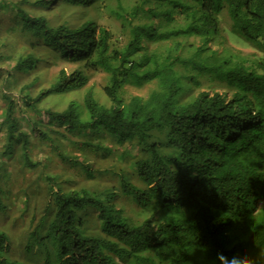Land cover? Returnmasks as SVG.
<instances>
[{"label":"trees","instance_id":"1","mask_svg":"<svg viewBox=\"0 0 264 264\" xmlns=\"http://www.w3.org/2000/svg\"><path fill=\"white\" fill-rule=\"evenodd\" d=\"M106 1L35 0L38 15L0 2V8L11 7L13 18L0 26L7 145L20 144L24 164L35 166L27 155L29 134L15 115L21 102L62 128L61 136L77 134L104 157L128 160L137 181L120 173L115 185L97 180L95 188L65 189L47 177L48 205L25 254L56 264L69 252L53 245L90 254L91 235H104L111 248L103 264H111L108 257L119 264H205L204 253L217 248L262 254L254 264H264V0H130L112 13L120 34L96 20ZM224 10L231 35L253 54L210 46ZM10 55L13 65L3 66ZM54 64L58 71L43 81V70ZM66 64L77 66L68 71ZM86 70L105 74L100 91L106 101L88 87L64 110L43 106L50 96L84 88ZM129 81L150 85L136 96L159 94L147 103L129 99L132 94L122 91ZM18 83L15 96L11 89ZM31 134L53 141L36 125ZM100 138L118 146L111 150ZM67 161L96 178L88 163ZM123 202L133 204L139 217L127 214ZM85 223L90 236L80 234ZM5 247L0 240V252ZM7 252L2 264L12 259Z\"/></svg>","mask_w":264,"mask_h":264},{"label":"rangeland","instance_id":"2","mask_svg":"<svg viewBox=\"0 0 264 264\" xmlns=\"http://www.w3.org/2000/svg\"><path fill=\"white\" fill-rule=\"evenodd\" d=\"M1 1L3 0H0V2ZM6 1L8 3L12 2L14 5L18 4L24 9H27L30 14H39V9L34 5L35 0ZM129 2L130 0H107V7L103 9V14L101 16H98L97 13L96 20L98 23L107 25L113 33L120 34V22L112 13L113 10L117 11L119 7H126ZM11 10L9 6L0 8V26L8 25L13 21ZM57 12L60 14V9H56L55 13ZM53 15L54 14L51 13L49 17H53ZM83 15L86 17L87 13L84 12ZM61 18L62 17L59 15V19ZM220 20V35L210 43V46L219 51L228 49L233 53L238 52L240 55L253 54L254 50L249 45L240 42L239 39L231 35L229 27L230 21L226 10L221 14ZM189 41L197 43L199 39L191 37ZM15 43L17 44V41ZM6 61L7 63L2 65L11 67L14 63V58L10 55ZM76 66V64H66L65 68L71 71ZM59 67V64H54L50 68L47 67L48 69L43 70L44 76H42L41 79H43V81L51 80ZM86 75H88V77L84 88L80 90H71L58 96H50L47 98V101L44 99L45 101L42 102L43 106H48L53 110H64L70 101L80 100L85 88L88 87L93 89L95 97L101 102L106 101L100 91V87L106 78L105 74L101 71L94 73H89L87 71ZM15 77H19L18 74H15ZM5 79L6 75L2 72L0 76V200L3 209H0V215L11 213L12 219L18 222L17 233L19 236L27 235V238H29L31 231L41 224L42 216L45 213L50 197L47 177L54 178L55 182L59 183V185L65 189L78 188L81 186L95 188L97 186V180L107 181L115 185L120 180V173L130 176L134 183L137 182L133 167L128 163V160H120L118 156L112 154L104 157L102 154L103 152L94 150L95 147L93 145H82L81 141L84 140V138L77 134L61 136L63 132L62 128L48 122L46 119L38 118V116L33 114L23 103L18 102L19 104L15 107V115L19 120V126L29 134L27 155L29 160L35 164L33 167L26 166L22 157L20 144L13 143L7 145L6 127L2 122L5 112V102L2 99V90H4L3 83ZM27 79H31V75L27 78H20V81L24 82ZM20 86L21 83H18L16 87L11 89L13 95L16 96L18 94ZM149 88L150 85L140 90L128 88L125 90L128 96L137 93L145 95ZM32 125L41 128L53 141L49 142L48 140H42L38 136L31 134ZM95 138L96 137L91 140H93L94 144H97L99 140ZM100 139L103 143L108 144L111 150L118 146L115 143L112 144L107 138ZM123 147L128 148V145L125 143ZM123 147H121V149H123ZM68 158H74L75 161L77 160L85 164L88 163V165L92 167V173H95L96 178H87L81 167L75 166L74 163H69L67 161ZM123 203L127 214L139 217V211H137V208L133 204ZM24 247L23 250L19 252L9 248L10 257L19 260L20 257L23 256L30 260H36L35 257L25 254ZM245 256L255 260L256 257L262 256V254L256 256L249 253ZM38 262L42 264V261Z\"/></svg>","mask_w":264,"mask_h":264},{"label":"clouds","instance_id":"3","mask_svg":"<svg viewBox=\"0 0 264 264\" xmlns=\"http://www.w3.org/2000/svg\"><path fill=\"white\" fill-rule=\"evenodd\" d=\"M148 86V82L137 84L134 82H127L122 85V91L125 88L128 89H142ZM158 91L150 90L149 96L144 95L136 96L132 94L129 99H136L141 103L150 102L151 96L158 95ZM128 96V93H124ZM134 222L131 219L126 220V226L132 225ZM18 222L12 219L11 213L6 215H0V240H3L6 245L3 252H0V256L4 259H8L7 250L10 248L13 251L19 252L23 250L25 243L27 242V235L19 236L17 233ZM81 236H90L91 228L90 224L85 223L80 229ZM92 249L90 254L88 252H83L82 249L72 247L70 244L68 247L61 249L58 244L53 245L57 252L67 251L68 255H58L56 259V264H103V261L110 251L109 241L104 235H91ZM120 248L121 246H117ZM111 260V264H119L118 260ZM205 264H254V260L248 258L247 256L236 252L229 251L225 248H217L215 250L204 253ZM2 264V261H0ZM9 264H39L37 260H30L27 257L21 256L19 260L14 257L9 260Z\"/></svg>","mask_w":264,"mask_h":264}]
</instances>
